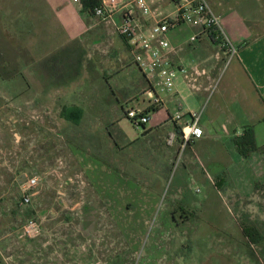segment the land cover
I'll use <instances>...</instances> for the list:
<instances>
[{
	"label": "rangeland",
	"instance_id": "rangeland-1",
	"mask_svg": "<svg viewBox=\"0 0 264 264\" xmlns=\"http://www.w3.org/2000/svg\"><path fill=\"white\" fill-rule=\"evenodd\" d=\"M248 1L246 13L257 31L264 30V0ZM159 4L164 13L174 10ZM79 6L70 7V20L85 28L70 41L61 36L64 31L44 0H0V264H264V179L256 177L257 189L240 203L205 173L206 182L183 181L185 154L173 163L163 185L147 186L143 170L136 168L141 161L108 152L104 126L107 109L113 108L107 103L116 102L105 78L118 89L130 81L128 71L141 75L135 66L117 75L133 59L130 49L112 24ZM115 22H121L120 15ZM47 36L55 54L63 55L60 71L51 65L53 55L32 58ZM49 62L59 78L53 91L43 83ZM56 87V95L66 101L75 91L70 101L85 109L78 125L60 117L63 101L43 105V94ZM98 93L101 100L95 98ZM125 94L127 89L119 91L122 99ZM119 130L133 139L141 135L128 120ZM95 141L94 153L123 177L115 181L116 194L109 193L113 201H106L107 188L96 190L66 148L90 154ZM33 176L39 186L32 202L23 205L22 184ZM30 220L41 226L33 239L22 235ZM256 228L263 235L257 243L247 236Z\"/></svg>",
	"mask_w": 264,
	"mask_h": 264
},
{
	"label": "crops",
	"instance_id": "crops-1",
	"mask_svg": "<svg viewBox=\"0 0 264 264\" xmlns=\"http://www.w3.org/2000/svg\"><path fill=\"white\" fill-rule=\"evenodd\" d=\"M4 1L6 0H2ZM208 1L213 4V9L220 16L226 36L237 48L236 55L230 57L227 49L207 34H203L199 26L182 24L175 27L167 35L172 47L168 51V59L173 65L185 69L188 78L185 73L179 72L174 91L162 95L163 105L151 112L150 120L146 125L135 128L125 116L126 109L128 107L144 109L148 98L145 95L147 82L131 59L117 75L135 66L141 77L128 71L127 77L130 81L124 84V88L128 91L124 99L119 95V91L124 92V88L116 89L105 78L107 91L115 98L116 104L113 102L112 105L111 101L107 103L113 109H107L108 120L104 131L107 134L108 152L115 156L119 153H127L130 160L141 161L143 166L137 165L136 168L143 170L144 177L148 181L145 185H163L178 159L181 145L182 132L179 135V131L174 129L171 118L181 111L186 116L184 120L188 121L191 113L202 112L200 126L203 129V136L194 141L185 152L182 180L203 179L206 182L205 173L208 178L213 177L212 184L214 179L217 180L224 193L241 203L244 202L247 194H252L257 189L255 178L259 176L260 179H264V152H254L249 158H244L239 154L234 143V139L241 136L247 127H253L257 146L264 147V30L257 31L249 14L246 13L249 8L248 0L247 2L234 0L233 4H230L232 0ZM44 2L48 3L52 10L50 13L54 15L52 17L56 26L62 27L64 35L61 36L65 38L67 35L70 41L80 38L85 27L76 19L70 20L69 14L70 7L80 8L79 4L73 3L72 0H44ZM168 5L170 4L167 3L163 8ZM24 22L26 25L31 23L26 20ZM146 22L151 25L153 21ZM14 24L23 25V22L15 21ZM40 25L44 27V24H37ZM37 31L43 33L41 28ZM193 35H197L195 42L190 41ZM122 40L124 46L129 49L125 40ZM42 47L41 50L36 48L39 52L32 58L45 59L51 55L55 56L51 65H57L56 70L59 65L61 66L63 55L55 54L56 46L51 44V36H47V41ZM50 68V62L43 68V83L47 90L53 91V83L59 81V78ZM59 68L57 71H60ZM55 90L54 93L43 94V105L63 101L60 117L74 125L76 123L63 117L62 113L64 109L77 107L83 112L77 120L81 123L85 117V109L79 105L80 103L71 102L75 97V91L70 93L71 98L66 101L64 97L56 95L60 92L57 87ZM99 90L100 95L103 94L102 90ZM100 95L98 93L96 97L95 95L92 97L101 100ZM91 104L94 107L95 100ZM71 116L78 117V114L72 113ZM124 120H128L141 135L133 139L123 130H119ZM177 126L180 127L178 124ZM95 143L96 141L92 145ZM110 146L113 151L109 149ZM93 147L90 154L81 149H71V146L66 148L75 155V164L81 165L86 170L96 190L98 186L107 188L106 201H113L109 193L116 194H114L115 181L121 183L123 177L116 172V169L104 164L101 160L104 159L102 156L99 154L97 155L100 158L94 156L96 150L98 151L99 143ZM259 170H262L260 174H258ZM188 171L191 173L188 174ZM232 188L234 193L230 194Z\"/></svg>",
	"mask_w": 264,
	"mask_h": 264
},
{
	"label": "built area",
	"instance_id": "built-area-1",
	"mask_svg": "<svg viewBox=\"0 0 264 264\" xmlns=\"http://www.w3.org/2000/svg\"><path fill=\"white\" fill-rule=\"evenodd\" d=\"M82 5V0H72ZM165 2L173 5L174 10L164 13L156 8V4ZM163 8V7H162ZM95 18L112 24L119 36L129 47L135 65L147 82L145 95L148 98L144 109L127 108L126 116L135 128H141L150 120V114L164 103L163 96L175 89V80L179 72L187 71L177 67L168 59V51L172 48L167 38L170 30L187 24L201 28L203 34L210 36L215 42L226 48L229 56L237 53V48L230 42L222 27L220 16L215 12L208 0H99L94 8ZM120 15L121 22L117 24L115 17ZM153 21L148 25L146 21ZM197 40V35L190 38ZM202 112L191 113L188 121L185 115L178 111L172 119L181 128V146L179 157L185 154L189 146L203 136L200 126ZM40 179L36 176L28 178L21 187L22 204L29 205L39 186ZM40 223L30 220L22 228V235L33 239L39 236Z\"/></svg>",
	"mask_w": 264,
	"mask_h": 264
},
{
	"label": "trees",
	"instance_id": "trees-1",
	"mask_svg": "<svg viewBox=\"0 0 264 264\" xmlns=\"http://www.w3.org/2000/svg\"><path fill=\"white\" fill-rule=\"evenodd\" d=\"M99 5V0H82V11L84 13H86L88 16L92 15L94 16V8ZM95 17V16H94ZM72 113H77L78 117H74L71 116ZM83 112L81 109L77 108V107H71L69 109H64L62 116L63 117H67L69 120H72L74 123H76V125L79 124V121L77 122V120L79 119L80 115H82ZM125 116H126V112H125ZM127 118V116H126ZM171 121L174 125V129L176 131H179L178 134H181V130L180 127L177 126V123L171 118ZM182 142V140H181ZM234 143H235V147L237 149V151L239 152L240 155H242L244 158H249L254 152H264V147H258L257 143H256V137H255V131L253 127H247L243 134L239 137H236L234 139ZM181 146V145H180ZM179 152H180V148H179ZM94 156L100 158L97 154H94ZM102 162L106 165L111 166L108 161H106L105 159H101ZM247 234V233H245ZM247 236L250 238L251 241L257 243V241H259L261 239V236L263 237V235L261 234V232L258 230V228H256L253 232V234H247Z\"/></svg>",
	"mask_w": 264,
	"mask_h": 264
},
{
	"label": "flooded vegetation",
	"instance_id": "flooded-vegetation-1",
	"mask_svg": "<svg viewBox=\"0 0 264 264\" xmlns=\"http://www.w3.org/2000/svg\"><path fill=\"white\" fill-rule=\"evenodd\" d=\"M174 216V215H173Z\"/></svg>",
	"mask_w": 264,
	"mask_h": 264
}]
</instances>
